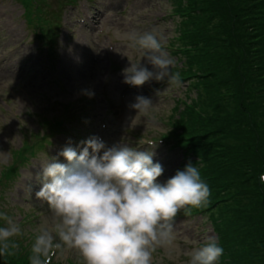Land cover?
I'll return each mask as SVG.
<instances>
[{
  "label": "clouds",
  "instance_id": "9594fccd",
  "mask_svg": "<svg viewBox=\"0 0 264 264\" xmlns=\"http://www.w3.org/2000/svg\"><path fill=\"white\" fill-rule=\"evenodd\" d=\"M128 39L153 70L141 61H130V67L122 70L124 83L140 87L153 79H166L170 87L182 86L181 73L172 70L176 62L166 50L163 33L155 29L132 32ZM136 101L132 107L138 113L147 115L154 107L144 96ZM82 143L79 153L71 146L60 153L66 164L43 163L42 187L36 197L47 203L52 221L51 227L39 229L31 247V264H52L65 248L77 250L85 264H152L158 248L173 244L178 213L183 210L187 215L192 208L206 205L209 186L191 164L166 183L158 182L164 169L153 162V151L127 144L106 148L98 137ZM6 162L7 156L0 153V163ZM260 180L264 182V174ZM0 219L5 222L0 227V256H13L19 244L12 238L22 229L6 213H0ZM223 253L210 236L203 246L191 250L187 264H215Z\"/></svg>",
  "mask_w": 264,
  "mask_h": 264
},
{
  "label": "rangeland",
  "instance_id": "374dc122",
  "mask_svg": "<svg viewBox=\"0 0 264 264\" xmlns=\"http://www.w3.org/2000/svg\"><path fill=\"white\" fill-rule=\"evenodd\" d=\"M35 1L39 3L41 0ZM105 1L107 2V0ZM52 2L53 5L57 4L56 0ZM126 2L127 5L122 4L121 7L129 10V12H121L124 14L123 18L120 19L121 15H118L110 24L115 27L122 22L127 24L121 25L123 32L118 30L115 32L116 29H114L117 46L113 58L104 43L96 44L95 41L100 39L93 41L90 37L86 38L83 35L77 40L74 35H66V28L63 26L59 37L58 59L52 69L48 63L47 52H42L33 33L28 34V36L26 34L22 6L16 0H0V153L7 156L5 164L11 160L9 147L21 145L22 131L25 127L29 132L42 130L40 123H37V119L41 120L42 118L38 114L44 113L43 117L47 119L55 116V113L58 115L64 112V104L61 102L52 104V106L56 105L57 108L53 110L54 113L49 112L48 109L41 111L40 105L44 107L53 96L66 95L70 91L84 86H88L86 97L94 99L97 114L95 118L97 120L99 117L108 119L109 128L106 138L110 140L112 147L122 144L130 146V142L134 139H131L133 136L127 133V129L139 133L144 139L155 138L169 129V118L176 100L178 98L186 99L188 92L185 86H188L186 85L187 81H183L182 86L176 88L164 87L165 85H162L163 80H150L148 83L153 84L154 87L151 85L150 90L147 91V85H142L139 87V91L128 97L127 100H131V105L128 102L129 108L120 124L115 121V115L111 111L109 115H106V111L109 109L104 95H101L102 88L100 86L107 84L113 77L112 62L116 63L119 69L113 82L115 87L108 88L109 97L115 103H118L117 95L124 90L121 89L126 85L122 70L130 67V61L132 63L141 61L150 71L153 70L146 57L143 58L141 51L130 47L129 34L155 29L164 34L167 42L176 33L175 27L178 25V20L170 17L171 0H126ZM70 12L68 13L69 16ZM76 12H81V6H78ZM129 13L134 16L131 20L128 19ZM66 19L67 17L62 19L63 23ZM113 36L114 33L110 36L111 42ZM5 37H9V39L5 40ZM15 44H20V47L16 50V56L10 60L11 55L7 54V50ZM73 44L77 46L75 50L71 47ZM137 52H139V57L135 58L134 53ZM174 60L176 61V57ZM41 62L44 65H40ZM64 63H73L75 67L77 65L80 67L78 71L80 72V80H83L82 83L76 82L71 76L72 71L66 70ZM89 93L92 95L90 96ZM190 94L194 96L195 91H191ZM137 96H144L153 102L154 107L147 115L138 113L132 107L137 102ZM91 118L94 119V114ZM66 127H70L68 122ZM59 149L60 145L57 143L48 144L46 150L41 151L39 157L33 158L30 165L23 169L21 177L15 178V182L8 193L7 201H2L9 208L16 205L22 207L27 204L26 208L38 207L40 209L43 214L35 219L32 226H29L36 236L39 234L40 227H51L52 212L46 202L37 199L36 192L40 188L35 187L39 184L38 177L43 168V163L46 160L57 162L59 158H63ZM166 151L170 150L164 149L163 153ZM169 155L167 158L169 163L166 164L164 173L158 178L160 183H166L180 170L179 165L188 162V159L192 157V155L183 156L178 150L170 151ZM263 156V152L259 156H254L258 168L264 167ZM1 164L3 163H0V169ZM38 200L40 203L37 202ZM15 220L18 222L20 219L16 217ZM213 228V224L209 217L207 219V215L205 217L175 219L173 244L169 247L158 248L153 253L152 264H187L185 260L189 258L188 254L193 248L203 246L210 236L217 240L218 236ZM59 256L63 260L68 259L66 263L69 260H75L79 264H85L75 249L65 248ZM217 263L218 261L215 262V264Z\"/></svg>",
  "mask_w": 264,
  "mask_h": 264
},
{
  "label": "trees",
  "instance_id": "16d2710c",
  "mask_svg": "<svg viewBox=\"0 0 264 264\" xmlns=\"http://www.w3.org/2000/svg\"><path fill=\"white\" fill-rule=\"evenodd\" d=\"M172 4L180 16L172 38L196 48L183 51L174 71L198 93L172 134L196 141L192 152L211 174V217L224 249L217 264H264V167L254 158L264 155V0ZM66 262L54 264H79ZM0 264L19 263L2 256Z\"/></svg>",
  "mask_w": 264,
  "mask_h": 264
}]
</instances>
